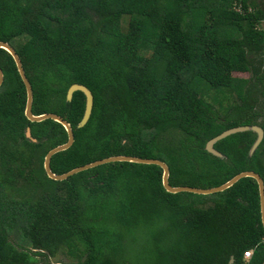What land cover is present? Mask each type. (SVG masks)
<instances>
[{
  "label": "trees",
  "instance_id": "trees-1",
  "mask_svg": "<svg viewBox=\"0 0 264 264\" xmlns=\"http://www.w3.org/2000/svg\"><path fill=\"white\" fill-rule=\"evenodd\" d=\"M0 43L21 59L33 116L73 128L74 146L51 159L54 175L134 157L165 163L173 188L216 189L246 172L264 181L255 133L219 142L223 159L206 151L229 130H264V3L0 0ZM0 70V264H246L250 250L248 264H264L255 180L171 195L161 168L121 163L52 182L44 159L68 134L26 120L25 88L2 50ZM74 85L94 96L82 130L85 96L67 101Z\"/></svg>",
  "mask_w": 264,
  "mask_h": 264
},
{
  "label": "water",
  "instance_id": "water-1",
  "mask_svg": "<svg viewBox=\"0 0 264 264\" xmlns=\"http://www.w3.org/2000/svg\"><path fill=\"white\" fill-rule=\"evenodd\" d=\"M0 50L6 52L12 58V60L15 64V67L17 69L18 75H19V77L23 83L24 88H25L26 106H25L24 116H25L26 120L31 124H40V123L47 122V121H53V122L61 125L62 127H64V129L66 130V132L68 134V139H69L68 143L64 146H61L57 149L50 151L44 159L43 170H44L46 177L50 181L56 182V183H61V182H65V181H67V180H69V179H71L77 175H80L82 173L97 169L99 167H103V166H107V165H111V164L129 163V164H136V165H142V166H156V167L161 168L163 170V173H164L163 174V186H164L165 191L168 194H171V195L190 194V195L201 196V197H209V196H215L218 194H223V193L231 190L233 187H235L242 180L253 179L257 182L258 187H259L262 223L264 226V181L259 175L252 173V172L242 173V174L238 175L237 177H235L234 179H232L227 184H225L219 188L210 189V190H199V189H192V188H173L170 185V169L165 163H163L161 161H157V160H143V159L134 158V157H113L110 159L99 161V162L93 163L91 165H87L85 167L76 169V170H74L68 174L62 175V176L54 175L50 169L51 159L56 155H59L61 153H65V152L69 151L74 146L75 136H74L73 128L71 127V125L67 121H65L63 118L56 116V115L48 114V115L39 116V117L33 116V114H32V103H33V98H34L33 89H32V86H31L27 76H26V73H25V70L23 68L21 59L17 55L16 51L5 43H0ZM2 84H3V73L0 70V87L2 86ZM77 93H82L86 98L85 115H84L82 122L78 126V129L82 130L89 124V122L92 118L93 111H94V96H93L92 92L88 88H86L85 86L74 85L70 88V90L68 92L67 101L69 103H72L74 96ZM249 132L255 133L258 136L257 141L251 150V156H253L257 152V150L259 149V147L262 145V143L264 141V130L260 126L240 127V128L229 130V131L223 133L222 135H220L219 137L210 141L206 146V151L209 154L213 155L214 157H217L219 159H223L224 156L215 149V146L219 142H221V141H223V140H225L231 136L249 133ZM25 136H26L27 140L35 143V141L31 138L30 130L26 131ZM233 262H234V258H232V263Z\"/></svg>",
  "mask_w": 264,
  "mask_h": 264
},
{
  "label": "rangeland",
  "instance_id": "rangeland-1",
  "mask_svg": "<svg viewBox=\"0 0 264 264\" xmlns=\"http://www.w3.org/2000/svg\"><path fill=\"white\" fill-rule=\"evenodd\" d=\"M255 3L261 5V4L264 3V0H255ZM234 76H235L236 78H239V79H249V78H250V75L247 74V73H235ZM61 260H63V257H59V256H58L57 259H53V260H52V263H53V264H61V263H59V262H61Z\"/></svg>",
  "mask_w": 264,
  "mask_h": 264
},
{
  "label": "built area",
  "instance_id": "built-area-1",
  "mask_svg": "<svg viewBox=\"0 0 264 264\" xmlns=\"http://www.w3.org/2000/svg\"><path fill=\"white\" fill-rule=\"evenodd\" d=\"M253 254H254V250H250V251H247L245 253V263L248 264L249 261L251 260V258L253 257Z\"/></svg>",
  "mask_w": 264,
  "mask_h": 264
}]
</instances>
